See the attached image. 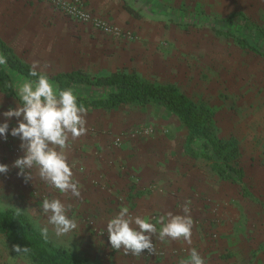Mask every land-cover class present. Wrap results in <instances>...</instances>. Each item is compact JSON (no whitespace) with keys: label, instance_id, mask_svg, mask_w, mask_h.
<instances>
[{"label":"rangeland","instance_id":"obj_1","mask_svg":"<svg viewBox=\"0 0 264 264\" xmlns=\"http://www.w3.org/2000/svg\"><path fill=\"white\" fill-rule=\"evenodd\" d=\"M132 5L140 12L136 23L131 28L117 24L130 37H116L70 19L45 0H0V37L30 65L34 60L41 66L47 64L48 73L137 71L146 79L175 84L194 100L205 101L215 112L218 136L237 142L244 182L253 197L244 195L235 181L224 179L211 160L188 154V130L166 107L88 108L87 134L77 140H92L94 147L101 143L95 155L105 151L128 159L131 167L120 163L119 169L128 170L131 187L139 186L148 197L163 194L164 187L171 186L159 182L168 184L173 177L184 187L170 189L173 193L165 201L174 199L182 208L191 201L192 244L153 236L155 253L144 250L136 262L112 249L108 238L103 248L101 243L88 246L74 234L69 240L61 236L55 244L89 264H178L188 258L191 248L203 255L206 264H264V55L240 47L210 25L212 18L222 20L241 11L252 23L264 26V0H142ZM21 103L0 90V123L9 124L7 138L0 136V163L8 165L7 173H0V211L8 202L20 205L32 198L50 199L43 182L33 175L34 167L28 170L32 180H26L14 166L24 150L11 129L23 117L7 118L3 113ZM8 180L17 181L28 193L14 189L15 184ZM91 184L109 183L97 178ZM121 197L129 200L128 193ZM130 211L135 209L130 207ZM22 213L27 215V210ZM154 217L160 216L148 214V218ZM161 226L157 224V230ZM87 227L98 238L104 235L91 219ZM0 264H32L2 232Z\"/></svg>","mask_w":264,"mask_h":264},{"label":"trees","instance_id":"obj_2","mask_svg":"<svg viewBox=\"0 0 264 264\" xmlns=\"http://www.w3.org/2000/svg\"><path fill=\"white\" fill-rule=\"evenodd\" d=\"M127 7L130 12L134 11ZM188 15L191 17L192 14ZM210 25L217 34L232 37L240 47L264 55V26L252 23L243 12L222 20L212 18ZM0 54L7 61L0 64V90L21 102L17 95L19 87L25 79H36L29 76L32 65L19 57L1 37ZM49 76L60 88H71L86 108L117 109L136 104L166 107L188 130V154L192 158L211 160L224 179L235 181L244 195L253 197L244 182L238 144L235 140H223L218 136L215 112L205 101L194 100L175 84L146 79L137 71L92 74L84 69H75ZM0 232L13 247H28L30 251L22 253L32 264H89L86 259L77 258L70 249L56 245L50 239L46 241L30 218L16 209L0 211Z\"/></svg>","mask_w":264,"mask_h":264},{"label":"clouds","instance_id":"obj_3","mask_svg":"<svg viewBox=\"0 0 264 264\" xmlns=\"http://www.w3.org/2000/svg\"><path fill=\"white\" fill-rule=\"evenodd\" d=\"M6 62V57L0 54V64ZM47 67V64L41 66L38 60L32 61L29 76L36 79H25L17 92L22 103L3 113L7 118L23 117L18 126L11 129V135L21 139L20 147L24 150V155L14 161V166L20 169L18 175H23L26 180H32L28 170L36 167L40 178L52 188L79 198L81 186L74 178L68 149L72 142L87 134L88 109L79 102L71 88L62 89L50 78L45 70ZM8 129L7 121L0 123V136L6 139ZM7 171L8 165L0 163V173ZM190 205V200L184 203L183 214L169 211L166 217L151 219L133 216L128 207H122L106 225L112 249H123L125 255L140 256L144 250L152 254L156 251L153 236L161 241L168 238L183 240L191 245L194 219ZM71 207L58 197L45 198L42 202L43 213L49 214L48 224L54 227L57 237L67 235L78 227L77 221L68 215ZM48 224L40 229L46 241L49 239ZM157 224L162 225L159 231ZM14 248L18 253L30 251L20 245ZM178 264H206V259L196 248H191L188 258L181 259Z\"/></svg>","mask_w":264,"mask_h":264},{"label":"crops","instance_id":"obj_4","mask_svg":"<svg viewBox=\"0 0 264 264\" xmlns=\"http://www.w3.org/2000/svg\"><path fill=\"white\" fill-rule=\"evenodd\" d=\"M86 5L90 10H93L97 14L101 15L105 19L109 20L112 23H116L118 25L124 26L126 28H131V26L136 23L137 13L139 14L135 7L132 5L133 3L138 4L142 0H86ZM127 6H130L134 9V11H129ZM126 8V10L124 9ZM54 10V7H52ZM115 9V10H114ZM58 11V10H57ZM60 12V11H58ZM62 13V12H60ZM63 14V13H62ZM66 16V15H65ZM68 17V16H67ZM70 18V17H69ZM72 19V18H70ZM74 20V19H73ZM75 70V69H74ZM67 72V71H66ZM62 73V72H59ZM49 74H58V73H49ZM88 109V108H87ZM72 146H76L77 150L71 149ZM100 145L96 144L94 147V142L92 140H75L71 143L70 148L68 149L69 154V162L73 165V173L74 178L80 183V191L81 196L76 198L71 195V193L63 194L58 190L52 188L48 183L42 180L38 174V169L34 167L33 175H38V178L43 182V187L46 193L48 192L49 198L58 197L65 204H71L72 207L68 213L70 218H74L77 221L78 227L69 232L67 235H63L62 237L65 240H69V238L74 234L73 237L76 239L83 240L84 244H87L91 247H98L101 243L100 247H105L103 242H107L106 238L109 239L108 233L106 231L107 222L115 216L122 207H133L135 211L131 213L133 216L139 215L141 217L148 218V214L155 213L157 216H165L171 211L174 214H181V204H178L174 199L169 202L165 201V197L169 196L173 192H170V189L179 190L184 187L179 182L177 178L173 177L170 183H161L164 185H169L171 187H164L166 190L162 193H154L150 197L147 194L140 192L139 186L131 187L132 185L128 183L130 181L129 175L125 170V172H121L119 169L120 163H130L129 160L124 158H118L119 154H113L111 152H101V154L95 155L94 151L96 147H100ZM86 149V151H84ZM70 151V152H69ZM72 151V152H71ZM133 170L132 172H134ZM139 172V170H138ZM137 172V173H138ZM141 174V173H140ZM127 175V176H125ZM148 175V174H147ZM146 175V176H147ZM100 180L102 182H107L108 185L101 186L91 184L92 180ZM106 180H104V179ZM179 179V178H178ZM157 181H163L159 179ZM9 183H14V189H22V191L27 192V189H24L21 184L17 181H9ZM144 187V186H143ZM145 188V187H144ZM143 188V189H144ZM155 192V191H154ZM170 192V193H169ZM176 192V191H175ZM128 193L129 200H124L121 196L122 194ZM24 199L25 197L22 196ZM32 198V197H31ZM146 199H149L145 201ZM168 199V198H167ZM42 202L43 200H35L29 199L25 201L23 204H2L4 206V210L6 209H16L21 212H25L27 210V215L31 218L32 224L36 228L37 231L40 232L41 227L48 224V215L43 213L42 210ZM135 214V215H134ZM95 221L99 228L103 230L102 236L98 238L97 234H93V232L88 229L87 222L88 220ZM150 219V218H149ZM49 227V239H52L55 243H60V237H57L54 232V227L48 224ZM162 227V226H161ZM159 231V230H157ZM72 237V238H73ZM71 239V238H70ZM110 243V241H108ZM61 244H65L61 242ZM103 244V245H102ZM66 245V244H65ZM109 246V245H108ZM120 254H124L123 249L120 250ZM128 259L130 261L136 262L137 256L127 254ZM142 255V254H141ZM135 257V259H134ZM143 259L141 258L139 262L143 263Z\"/></svg>","mask_w":264,"mask_h":264},{"label":"built area","instance_id":"obj_5","mask_svg":"<svg viewBox=\"0 0 264 264\" xmlns=\"http://www.w3.org/2000/svg\"><path fill=\"white\" fill-rule=\"evenodd\" d=\"M49 2L55 9L62 12L66 16L91 24L95 28L111 34L116 37H130L129 32H125L120 26L110 22L96 12L90 10L85 0H45Z\"/></svg>","mask_w":264,"mask_h":264}]
</instances>
